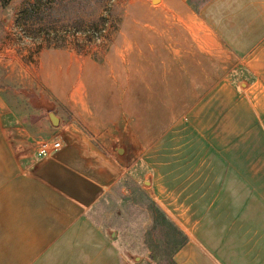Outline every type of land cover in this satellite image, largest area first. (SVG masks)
<instances>
[{"label":"rangeland","instance_id":"rangeland-1","mask_svg":"<svg viewBox=\"0 0 264 264\" xmlns=\"http://www.w3.org/2000/svg\"><path fill=\"white\" fill-rule=\"evenodd\" d=\"M54 2L0 5L6 135L121 160L123 264H264V0Z\"/></svg>","mask_w":264,"mask_h":264},{"label":"crops","instance_id":"crops-1","mask_svg":"<svg viewBox=\"0 0 264 264\" xmlns=\"http://www.w3.org/2000/svg\"><path fill=\"white\" fill-rule=\"evenodd\" d=\"M51 136L61 147L41 156L0 124V264H123L119 237L93 212L125 166L77 133Z\"/></svg>","mask_w":264,"mask_h":264},{"label":"built area","instance_id":"built-area-1","mask_svg":"<svg viewBox=\"0 0 264 264\" xmlns=\"http://www.w3.org/2000/svg\"><path fill=\"white\" fill-rule=\"evenodd\" d=\"M61 147V140L56 136H51L36 142V152L38 155H48Z\"/></svg>","mask_w":264,"mask_h":264},{"label":"trees","instance_id":"trees-1","mask_svg":"<svg viewBox=\"0 0 264 264\" xmlns=\"http://www.w3.org/2000/svg\"><path fill=\"white\" fill-rule=\"evenodd\" d=\"M10 1H11V0H0V5H1L3 8H6V7L9 6ZM50 2H51L50 5H51V4L53 5L56 1L54 2V0H50ZM30 7H31L30 10L27 11V13L24 15V20H25V21L28 20L29 16L34 15L35 13L39 12V10H37V7H35V5H32V6H30ZM26 16H27V17H26ZM22 19H23V17H22Z\"/></svg>","mask_w":264,"mask_h":264},{"label":"water","instance_id":"water-1","mask_svg":"<svg viewBox=\"0 0 264 264\" xmlns=\"http://www.w3.org/2000/svg\"><path fill=\"white\" fill-rule=\"evenodd\" d=\"M49 119H50V121H51V123H52L53 125L56 124V122H57V117H56V115H54V113H52V112L49 113ZM133 258H136V257H133Z\"/></svg>","mask_w":264,"mask_h":264}]
</instances>
